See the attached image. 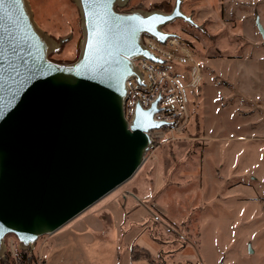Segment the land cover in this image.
<instances>
[{"label":"water","instance_id":"95a60500","mask_svg":"<svg viewBox=\"0 0 264 264\" xmlns=\"http://www.w3.org/2000/svg\"><path fill=\"white\" fill-rule=\"evenodd\" d=\"M74 1L82 32L78 55L61 63L49 54L70 36L56 41L47 35L28 0H14L12 9L0 0L3 261L7 234L19 249L30 250L39 236L55 232L136 172L154 145L148 130L167 124L153 119L156 100L147 108L137 104L129 120L124 115L127 79L141 82L134 60H157L142 35L164 42L177 34L163 27L177 19L202 28L183 12L182 0H174L169 12L118 10L128 0ZM10 36L16 41L11 46Z\"/></svg>","mask_w":264,"mask_h":264},{"label":"rangeland","instance_id":"374dc122","mask_svg":"<svg viewBox=\"0 0 264 264\" xmlns=\"http://www.w3.org/2000/svg\"><path fill=\"white\" fill-rule=\"evenodd\" d=\"M162 1L172 6L174 4V0H128L118 10H161L152 5ZM28 2L34 20L47 35L56 41L70 36L49 54V58L61 63L75 60L82 33L75 1ZM181 9L186 14L193 13V20L197 24L198 21L203 22L202 29L181 19L174 20L163 28L189 42L201 61V67L208 63L206 55L209 51L218 55L219 62L226 59L228 52L230 55L239 54L240 51L236 53V49L242 41L238 36L240 26L243 27V32L258 38L262 35L258 22L264 25V0H182ZM224 38L225 41L232 42L225 49ZM242 46L248 48L250 45L243 43ZM256 54L258 56L259 53ZM223 70L220 68L215 75L221 77L225 73ZM198 89L199 86L195 92ZM193 103L195 109L192 106L190 123L179 138L154 144L146 152L140 167L127 181L55 232L39 236L33 247L25 251L26 255L33 256L36 264H51V261L57 264H132V248L143 244L151 251L154 250L148 254L155 264H175L178 248L187 242L185 248L191 255L192 264H213L225 255L228 256L223 246L232 252L238 240L244 236L254 241L264 237V211L261 206L264 198L260 199L261 203L254 199L239 203L236 201V205L242 207L239 216L246 217L245 224L236 222L226 233L217 232L214 235L211 231L207 207L212 205L204 207L203 202L208 200L207 192L211 189L207 186L212 184V168L217 163L214 165L215 160L202 159L205 155L203 140L198 138L202 133L201 123L197 113H194L198 108L197 102ZM250 144L252 143H241L240 150L235 148L238 143L227 144L225 151L231 152V161L225 163L219 171L224 178L232 176L241 180L239 189L251 198L255 193L264 196V182L261 181L264 180V156L262 160L255 161L254 151H250L248 147ZM253 176L262 178L254 181ZM150 178L155 181L156 189L152 197L144 198L143 193L135 189L147 190ZM235 183V180L230 182ZM165 187L168 190L164 192ZM138 196L145 206L138 201ZM159 199L166 207V214L151 207V201ZM10 241L15 244L14 254L10 252ZM4 245L5 261L1 258L0 261L19 264L18 252L24 250L18 248L17 238L13 234H7ZM241 249V255L236 257L239 260L237 264H264V245L257 247L254 254L245 249L243 244ZM141 253L138 252V255Z\"/></svg>","mask_w":264,"mask_h":264},{"label":"crops","instance_id":"0c3cea01","mask_svg":"<svg viewBox=\"0 0 264 264\" xmlns=\"http://www.w3.org/2000/svg\"><path fill=\"white\" fill-rule=\"evenodd\" d=\"M190 14L192 15L193 13ZM202 23L198 21V24L203 27L204 24ZM258 26L264 32V25L258 22ZM240 29L241 32L238 36L242 41L239 40L240 44L238 49H236V53L240 51L245 54L239 52V54L230 55V52H228L229 55L226 54V59L219 62L218 55L208 50L209 52H207L206 58L209 61L204 64V67L202 66L203 78L200 82L198 92L194 91L191 94V113H193L192 106L195 109L193 102H197L196 107L199 108L194 113H197L195 115L201 123L202 133L198 138L203 140V151H205V155L202 159L215 160L214 165L217 163L212 168L213 174L210 179L212 184L210 183L211 185L209 184L210 186H207V188L210 187L211 189V191L209 190L207 192L208 200L203 202L204 207L205 205L206 207L209 204L212 205V207L207 208L209 213L208 223L214 235L217 232L226 233L231 225H235L236 222L242 223L246 220V217L239 216L242 207L236 205V201L239 203L247 199H254L261 203L262 200L260 199L264 198L260 193H255V196L250 198L245 192L239 189L241 180L234 179L232 176L224 178L219 171V168H222L225 163L231 161L229 158L231 152L225 151V146L230 142H233V144L238 143L235 148L239 150L241 149V143H252L248 147L250 151H254L255 161L257 162L258 160H262L264 156V51L262 49L264 48V39L262 37L263 35L258 38L252 34L243 32L242 26H240ZM231 43L229 40L228 42L225 41L224 38L223 45L225 46L223 48H228L229 45L231 46ZM243 43H246V46H250L243 48ZM256 53H259L258 56H256ZM240 67H242V71ZM220 68L224 69L223 71L225 73L221 77H218L215 75V72L220 71ZM257 178L258 176H253L254 181H259L262 177ZM232 180H235L236 183L230 184ZM261 181L264 182V180ZM220 182L222 185H220ZM155 184L153 180L152 185L148 184L147 190L141 191V189L136 188L135 191L143 193L142 197L144 198L148 196L152 197L156 189ZM167 190L168 188L166 189L165 187L164 192ZM138 199L143 203L142 206L146 205L141 197L138 196ZM203 206L200 205L201 208H204ZM261 206L262 211H264L263 203H261ZM151 207L159 213H167L166 207L160 199L152 200ZM262 221L264 225V219ZM143 232H146L145 229H143ZM262 234L264 235V231ZM242 244L245 249L247 248L251 254H254L257 247L264 245V237L258 241H254L244 236L238 240L232 252L230 249H226V246H223L225 254H228V256L224 254L225 256L223 258L218 259L213 264H237L239 260L236 257L242 253ZM186 245L187 242L178 248L175 264H184V262L185 264L193 263L190 253L186 251ZM138 247L148 252L154 251H151L150 248L143 244ZM160 254L162 253L160 252ZM130 260L132 264H154L144 257L132 259L131 256ZM51 264L57 263L51 261Z\"/></svg>","mask_w":264,"mask_h":264},{"label":"built area","instance_id":"2783aa9c","mask_svg":"<svg viewBox=\"0 0 264 264\" xmlns=\"http://www.w3.org/2000/svg\"><path fill=\"white\" fill-rule=\"evenodd\" d=\"M142 42L157 60H134L141 72V82L136 78L127 79L124 115L129 120L133 117L137 104L147 108L156 100L157 109L153 112V119L167 124L150 129L147 133L154 144L176 140L191 120V94L203 78L201 61L189 42L179 35L169 36L164 42H160L143 34ZM14 247V241H10L12 254L15 253Z\"/></svg>","mask_w":264,"mask_h":264},{"label":"trees","instance_id":"16d2710c","mask_svg":"<svg viewBox=\"0 0 264 264\" xmlns=\"http://www.w3.org/2000/svg\"><path fill=\"white\" fill-rule=\"evenodd\" d=\"M152 7H155L156 9H161L164 12H169L173 6L166 1H162L160 3H154L152 5ZM184 40H186V39H184ZM152 183H153V179L150 178L148 180V184L152 185ZM138 252L139 253L142 252L141 255H138ZM131 256H132V259L144 257V258L148 259L150 262L154 263V261L150 258L148 251H146L145 249L140 248V247H133L132 251H131ZM0 262L2 263V261H0ZM17 262L19 264H36V259L33 256H27L25 251H19ZM2 264H9V263L6 262V263H2Z\"/></svg>","mask_w":264,"mask_h":264},{"label":"snow or ice","instance_id":"6c2138e0","mask_svg":"<svg viewBox=\"0 0 264 264\" xmlns=\"http://www.w3.org/2000/svg\"><path fill=\"white\" fill-rule=\"evenodd\" d=\"M94 3H99V0H94ZM7 7L8 8H10V9H12V8H15L16 7V5H15V2H14V0H9V4L7 5ZM6 18H9L10 19V17H6ZM127 19H132V17H126ZM107 22H105V24H106ZM101 33L100 32H98V35H100ZM11 37V39H10V41H9V45L11 46L12 44H15L16 43V41L13 39V36H10Z\"/></svg>","mask_w":264,"mask_h":264},{"label":"flooded vegetation","instance_id":"af4514ba","mask_svg":"<svg viewBox=\"0 0 264 264\" xmlns=\"http://www.w3.org/2000/svg\"><path fill=\"white\" fill-rule=\"evenodd\" d=\"M191 15V14H190ZM192 16V15H191Z\"/></svg>","mask_w":264,"mask_h":264}]
</instances>
